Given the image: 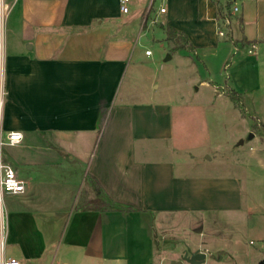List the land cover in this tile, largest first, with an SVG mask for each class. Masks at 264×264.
<instances>
[{
  "label": "crops",
  "instance_id": "crops-1",
  "mask_svg": "<svg viewBox=\"0 0 264 264\" xmlns=\"http://www.w3.org/2000/svg\"><path fill=\"white\" fill-rule=\"evenodd\" d=\"M215 1L154 0L149 7L150 0H130L123 14L117 0H9L0 22V140L8 132L23 140L0 146V163L25 191L0 193V264L10 257L22 264H106L109 250L118 252L112 257L118 264H137L140 252L151 264L156 236L168 226L194 235L179 260L187 249L207 254L209 247L239 258L240 237L233 247H218L219 234L211 230L218 225L243 227L245 247H253L245 248V263L264 261V192L253 194L254 182L229 169L208 172L210 165L177 143L171 103L138 101L133 90H122L135 42L155 26L143 23L146 16L163 33L168 26L185 34L195 52L175 53L227 75L234 88L227 80L225 86L210 81L209 88H237L264 128V0L242 8L238 37L231 9L222 26ZM219 28L230 32L219 37ZM104 132L91 165V148ZM90 179L115 209L88 204L99 198ZM84 188L91 191L79 207Z\"/></svg>",
  "mask_w": 264,
  "mask_h": 264
},
{
  "label": "rangeland",
  "instance_id": "rangeland-1",
  "mask_svg": "<svg viewBox=\"0 0 264 264\" xmlns=\"http://www.w3.org/2000/svg\"><path fill=\"white\" fill-rule=\"evenodd\" d=\"M4 1L7 5L4 14L5 20L11 10V4L9 0ZM251 3L252 0H235V3H232L233 7L238 8V12L233 13L230 23L235 37H238L240 32L236 20L241 16L242 8L245 9V5H251ZM147 23L155 26H152V29L149 28L145 34L142 32L138 41L135 42L136 49L123 81L122 90H133L138 101L148 98L147 101L152 99L153 102L167 101L171 103L177 143L192 149L200 156L201 162L210 165L208 172L229 173V171L227 172L229 169L234 173L233 175H239L244 180L249 179L254 182L255 185L253 188L251 185L250 189L253 194L257 196L263 194L264 184L258 182L264 180V173L260 169L261 165H264V161L258 163L252 159L264 160V136L260 133V130L264 131V128L257 126L256 121L251 119L252 112L249 109L245 110L244 95L237 88L235 89L238 94L240 93L239 99L242 105L239 104L237 107L227 97V94L232 90H227L228 88L221 90V92L227 90L225 95L218 90L214 91L209 88L210 81L225 86L227 75L217 70H204L199 64L200 62L192 55L190 59L185 58L180 52H171L169 47H172V44L168 45L159 24L155 22L153 24L149 20L145 24L147 25ZM145 29L146 27H143V30ZM223 31L226 36L230 32V28ZM146 50L151 52V57L144 55ZM168 56L170 58L167 60ZM226 82L227 85L234 88L229 80ZM216 92H220V94L216 95ZM251 127L256 133L251 130ZM105 136L106 132L91 148L92 154L89 156L91 165L96 161L98 151L103 150V145L100 143V146L99 142L104 140ZM181 136L185 138L183 141H181ZM240 141L243 143L239 144ZM243 161L249 165L248 170L243 166L241 169H237V167H241L240 163H244ZM87 191L89 192L91 189L81 190V202L77 203V206L80 207L83 204L82 201L85 199ZM182 228L179 227L177 232L168 226L162 233L159 232L156 236L158 243L155 246L151 264H171L174 260L179 261L182 244L189 237H194L193 234ZM242 229L243 227L240 225H235L231 229H225L224 225L213 227L211 230L219 234L220 239L217 240L221 244L218 247H233L231 245L233 239L240 237L242 245H244L243 251H240L241 256L234 260L231 252L224 253L214 247H209L205 264H246L245 248L250 250L253 247L249 244H246L245 247V236ZM173 231L177 232V236L173 234ZM225 251H232V248ZM107 252L109 258H106V264H118L116 260H112V257L119 255L116 254L118 252L114 250ZM125 254L128 256L129 253L125 252ZM127 261L123 264L131 263V259H127ZM132 264H134V259H132ZM137 264H145V252L139 253ZM181 264L184 263L181 262Z\"/></svg>",
  "mask_w": 264,
  "mask_h": 264
},
{
  "label": "built area",
  "instance_id": "built-area-1",
  "mask_svg": "<svg viewBox=\"0 0 264 264\" xmlns=\"http://www.w3.org/2000/svg\"><path fill=\"white\" fill-rule=\"evenodd\" d=\"M153 1L154 0H150L149 7H151ZM166 1L167 0H161V5H164ZM231 1H233L232 3H235V0H231ZM117 2L121 13L127 14L129 12L128 5L130 3V0H117ZM6 8L7 5L5 4V1L0 0V22L4 21L5 10H7ZM164 12H165V8L163 6L160 7L159 13H164ZM236 12H238V8L232 6L230 13L233 14ZM146 19L147 18L145 16V18L143 19L144 24L147 21ZM151 23L154 22L152 21ZM220 23L222 26L227 27L230 23L229 17L228 16L223 17ZM218 35L219 37H225V33L222 28L221 29L219 28ZM254 49L255 46L252 45L249 52H252ZM145 55L149 56L151 55V52L149 50H146ZM22 140H23V136L21 133L8 132L6 133L4 138L0 140V146L13 147L20 144ZM24 191H25V184L19 177H17L15 171L9 165L0 163V193L3 195H19L24 193ZM1 264H22V263L18 259L10 257L3 259Z\"/></svg>",
  "mask_w": 264,
  "mask_h": 264
},
{
  "label": "trees",
  "instance_id": "trees-1",
  "mask_svg": "<svg viewBox=\"0 0 264 264\" xmlns=\"http://www.w3.org/2000/svg\"><path fill=\"white\" fill-rule=\"evenodd\" d=\"M216 6L218 9V20L222 19L225 16H229V11L232 7L231 0H216ZM164 33L166 36V41L172 44L171 52L175 53L178 51H186L188 53L195 52V48L191 45L188 38L185 34L181 33L180 31L171 28L165 27ZM227 97L234 103L235 106L238 107L240 104L239 94L235 91H231L227 94ZM92 189L97 193L98 197L96 201L88 203L92 207L97 209H115V204L109 202L105 195L103 194L99 184L92 179L89 180Z\"/></svg>",
  "mask_w": 264,
  "mask_h": 264
},
{
  "label": "water",
  "instance_id": "water-1",
  "mask_svg": "<svg viewBox=\"0 0 264 264\" xmlns=\"http://www.w3.org/2000/svg\"><path fill=\"white\" fill-rule=\"evenodd\" d=\"M242 143V141L239 142V144ZM181 258L190 264H203L205 262L206 254L200 251L191 252V250L187 249ZM171 264H181V262L172 261ZM261 264H264V261H262Z\"/></svg>",
  "mask_w": 264,
  "mask_h": 264
},
{
  "label": "flooded vegetation",
  "instance_id": "flooded-vegetation-1",
  "mask_svg": "<svg viewBox=\"0 0 264 264\" xmlns=\"http://www.w3.org/2000/svg\"><path fill=\"white\" fill-rule=\"evenodd\" d=\"M181 256H182V255H181ZM187 256H188V255H187ZM180 260H181V259H180ZM180 260H179V261H180ZM182 260H183V259H182ZM182 260H181V262H184V261H182Z\"/></svg>",
  "mask_w": 264,
  "mask_h": 264
}]
</instances>
